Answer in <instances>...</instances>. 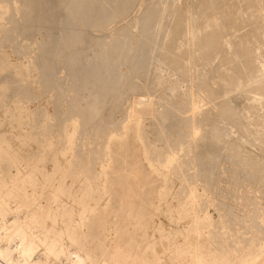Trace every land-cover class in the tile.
Returning a JSON list of instances; mask_svg holds the SVG:
<instances>
[{
  "label": "rangeland",
  "instance_id": "obj_1",
  "mask_svg": "<svg viewBox=\"0 0 264 264\" xmlns=\"http://www.w3.org/2000/svg\"><path fill=\"white\" fill-rule=\"evenodd\" d=\"M1 1L2 0H0V12H3V13L0 14V30H1L0 31V69H1L0 70V146H1L0 151L2 150L0 152V172H2V174H4L5 177H8V180L13 179V181H14L13 183H17V188H16L17 195L15 198L14 197L11 198L12 200H11L10 205L12 207L13 206L15 207L17 205L16 207H18L19 201L21 202V200H22V197H21L22 183L18 180L15 181L14 177L18 176V171H20V176H21V174L23 175V174L30 172L34 166L37 167V169L39 168V171H37V174H36V180L34 182H32V186L35 185L34 187L37 189V192L34 194L33 199L35 198L34 200H35L36 204L42 203L44 206L52 208V212H51L49 218H47L46 223H45L46 227H39L38 226V227L32 228L33 230L30 231L31 234L28 233V241L31 243L32 246L35 245V246H33L34 251L32 253L33 254V258H32L33 260L32 261L33 262L36 261L38 257H41L44 255L46 247H45V244L43 242L45 240L47 242H50V240H53L56 238H59V239L61 238L60 240H62L64 245L69 250H71L72 252L75 251L77 249V247L71 242V236L75 235L76 237H81L87 243V245L90 247V249L95 253V255L97 257H99V263L98 264H101L102 260L106 261L109 264H140L143 260L146 259V257L149 258L150 261L153 260V253H152L153 250L147 249L146 244L149 242L151 243L153 241H160V237L162 236V241L155 248V251L161 256V261H158V264H188V263L192 264L189 262V260L187 258L185 259L184 263H180V261L176 260L175 257L180 256V255H184V256L188 255V251H187L186 245L184 243L183 236L186 235V233L189 232V229H192L193 226H194V228H197L198 230L201 231V236H199V238L197 240H198L199 247H201L203 250L204 262H206L205 264H212V263H214V264H232V263L237 264V262L239 264V262L242 263L243 260L242 261H240V260L242 259L244 254H245V256L243 257V259H245L247 254H253L254 253V255H252V256L255 257L256 256V254H255L256 249L259 250V251L256 250L257 256H259L260 254H263V252H264V235H263L264 229L263 228L261 229V227H264V225H263L264 224V216H263L264 215V193H263L264 192V178H263L264 177V171H263L264 167H262V166H264V153H263L264 147H262L261 144L263 143L262 145L264 146V136L262 135V139H261L260 134H264V130H263L264 129V123H263L264 122V111H262V109H264V106H262L264 103V90H263L264 86H262V84H264V81H263L264 80V37H263L264 36V34H263L264 33V0H262V1L261 0H247V2H245L246 0H241V1L240 0H238V1L237 0H235V1H233V0H217L216 1L215 0L214 2H213V0H211L212 1L211 5L212 6L215 5V6L211 7L210 11L208 10L209 8L206 9L208 11L205 10V13L203 11L205 8H203L202 7L203 4H201V3H204V0L203 1H201V0H175V1L174 0H169V1L168 0H134L133 1L132 0L133 1L132 6L129 9V11L124 15L117 16L116 18H113V20H110L112 23L108 22L107 25H110V24L111 25L110 26L106 25L107 29L103 28L102 29L103 31H101V29H99V28L96 29L95 26L93 28L92 22L88 23V26H86L87 28L84 27V28H77L76 29V28H74L75 26L72 27L74 29L73 31H80V32H75V33L86 32V33H83L82 35H84L83 37L86 39V41L89 40L87 43L84 42V43H86V46L83 43H82L83 45L82 44L79 45L80 47L78 46L80 49L78 51L79 53L77 52V57L79 56V58H78L79 66L77 65L78 67H75L74 70H76V71L79 70V72L77 71L76 74H75V71L71 69L70 65L66 64L64 61H63V63H61L62 57H61V60H59L60 59V57H59L60 52L58 50L59 49L61 50V45L63 44L62 40L60 39L62 37V36H60L61 35L60 33H61V30L64 31L63 29L67 25H60V24L56 25V24L50 23L52 25L51 26L49 23L46 24V23H42V21H40V22L34 21L33 22L34 25L31 24L32 30L34 27L33 32H32V30H28L27 34H26V32H24L21 29H17L18 31H13V30L11 31V29H8V28H11V26H13V25H11L12 23L10 24L9 20L7 22V19L4 17V12L7 11L8 7L2 5ZM117 1L118 0H116L115 3L112 2L111 6H115V8H116L117 5L119 4V2L117 4ZM119 1H121V0H119ZM225 1H227V2H225ZM230 1L234 2V3L230 4ZM258 2H259V4H258ZM115 4H117V5H115ZM242 4H243V7H242ZM156 5H158V6H156ZM246 6H247V8H245ZM62 7L65 8V9L63 8L64 11H63ZM150 7L151 8L158 7V8H160V11L162 12V13L161 12L160 13L163 14V12H164L165 14H163V17H162L163 19H161L160 24L157 27L153 28L151 34H152V38L153 37L154 38L152 40H150V42L148 43L149 40L142 33L143 31H142V27H141V21L145 17L147 11L151 10ZM170 7H171L172 11L170 10ZM196 7H197V9H196ZM261 7H262V9H261ZM66 8H67V3L64 5L61 4L59 7L58 6L56 7L60 17L62 16L61 19H63L64 17L66 18V15H65L67 12ZM248 8H249V10L250 9L251 10L250 11L247 10ZM173 9H175V10H173ZM181 9L183 12L181 11ZM185 9H186V11H185ZM1 10H3V11H1ZM60 10H62V12ZM230 11H232V12H230ZM192 12H193V14H192ZM224 13H225V15H224ZM228 13H229V16H228ZM244 13H245V15H244ZM252 13H254V14H252ZM202 14H204V15H202ZM257 14L259 16H256ZM191 15H192V17H191ZM210 15L212 18L210 17ZM217 15L220 17H218ZM2 16L4 17L5 20L2 18ZM17 16L18 15L15 16L16 18L14 17L16 19V24L18 23L19 26L23 25V23H22L23 21L19 17L20 15L18 17ZM174 18H176V19H174ZM197 18L199 19V22H198ZM217 18H219V19H217ZM246 18H248V19H246ZM116 19H118V20H116ZM182 19H184V20H182ZM200 19L203 22H201ZM222 19H223V21H222ZM213 20H214V24L213 23L210 24V22H213ZM215 20H216V22H215ZM255 20L257 23L255 22ZM261 20H263V21H261ZM182 21H184V22L182 23ZM185 21H186V23H185ZM195 21L198 22L200 24V26L198 25V23L196 24ZM233 21H235L236 24L233 23ZM19 22H20V24H19ZM230 22L233 25H231ZM7 23H9V24H7ZM37 23H38V25H37ZM172 23H173V25H172ZM215 23L216 24L219 23V24L216 25ZM226 23H228V25ZM248 23H250V24H248ZM184 24H188V25H184ZM193 24L196 25V29L194 27L195 25H193ZM207 24H209V25H207ZM229 24L231 26H229ZM241 24H243V25H241ZM9 25H11V26H9ZM27 25H29V24H27ZM27 25L25 27H27ZM197 25H198V27H197ZM210 25H212V26L209 27ZM225 25H227V26H225ZM60 26H62V27H60ZM182 26H183V28H185V30H187V32L183 28H180ZM192 26H193V28H192ZM202 26H204V27H202ZM234 26L235 27L238 26V27H236L238 30ZM20 27H22V26H20ZM56 27H58V28H56ZM199 27H201V30H198V29H200ZM61 28H63V29H61ZM204 28L206 29L205 31L212 30V28L214 30H217V28L222 29L221 31L223 33V36L225 35L224 33L226 32V36H225L226 38L225 37L219 38V36H218V41H219V39H221L220 42L223 41L222 39H227L226 42L223 41L222 44H224V42H225V44H227L229 42L228 44L230 45L232 40L235 38L233 40L234 43L232 42V45H230L232 47V49H231V47H229L228 44L227 45L224 44V46H223V47L227 46V49L229 50V48H230L231 51H228L227 49H226L227 51L225 50L226 52L220 51L219 49L215 50L217 48L216 47L215 49L212 50L213 52L211 51L213 55L209 51L210 54L209 53L208 54L210 55L209 56L210 58H209L208 62H204L201 58H198V57H200L199 54L202 53V49H200L199 44L196 43L198 41L197 38H196V42L194 41L195 36L193 37V35H195L196 31L198 30L197 35L199 34L198 36H202L204 33L201 31L202 30L204 31ZM234 28H235V30H234ZM256 28H257V30H255ZM5 29H6V31H5ZM66 29H68V26L66 27ZM136 29H138V31ZM177 29H178V31H177ZM179 29H180V32H179ZM181 29H183L182 30L183 32H181ZM8 30H9V32H11V36H10V33H8ZM223 30L224 31L227 30V31L224 32ZM65 31H67V30H65ZM107 31H110V32H107ZM199 31L201 32V35H200ZM228 31H230V32L232 31L234 33L233 36H232V32H231L230 33L231 35L228 34L231 37H229V36L227 37ZM247 31H249V32H247ZM258 32H260V35L257 34ZM15 33L17 34V37H14V35L16 36ZM106 33H107V35H106ZM186 33L187 34L189 33L190 35H192V37H189L190 35L189 34L187 35ZM12 34H13V36H12ZM235 34L237 35L238 38L234 37V36H236ZM197 35H196V37H198ZM244 35H245V37H244ZM43 36H45V37H43ZM117 36L120 39H124V38H125L124 40L127 39L126 42L128 41L127 42L128 44L125 43V48H124L125 53L123 51V53L121 54V62L122 63L120 62V64H119L120 66L116 65L117 67L115 68V71H114L115 74L118 76L119 83L115 87V90L111 91L112 93H110L109 96L104 94L106 97L107 96L108 97L102 98L103 106H102V103L100 105H101V108H103V107L104 108L102 109V111L100 110L101 112L99 111L101 113V114H98L99 116L101 115L100 118L98 115L94 118L97 121H95L93 119V122L92 123L90 122L91 124L89 123L88 126L85 128H80V127L78 128L77 126L74 127V125H72V124L76 123L75 120H80V117L77 116L78 115L77 112H75L76 111L74 109L75 105L77 106V104L79 103L78 105H81L83 108H86V110H87V106H88L87 103H88V101L89 102L91 101L90 95H96L97 91L99 94L102 93V91L100 92L98 90L99 88L96 85L97 82L99 85V81H96L97 75L100 74L101 76H104L106 74L105 70H103V62H102L103 58L101 59V57H103V53H101L100 50L101 49L103 50V47L104 48L110 47V45L115 43V41L119 39V38L117 39ZM184 36L186 38H188V37L189 38L186 39ZM220 36H222L221 33H220ZM10 37H12V38L14 37L13 40L12 39L10 40ZM49 37H50V39H49ZM51 37L54 40V42H56L55 40H57L56 43L58 45V48L60 47L59 49L56 48V50H54L55 47H57L55 45L53 46V48L49 46V44L52 43ZM112 37L113 38L115 37L114 41L112 40L113 39ZM15 38H17V39H15ZM97 38L98 39L100 38V39L98 40ZM161 38H163V39H161ZM192 38H194V39H192ZM230 38H232V39H230ZM229 39L231 40V42ZM244 39H246V40H244ZM167 40L169 43H167V44L165 43V48H164L163 43H164V41H167ZM236 40L238 42H240L241 44L240 43L236 44V42H237ZM47 41H49V42L51 41V42L46 43ZM103 41L106 42L107 44L104 43ZM172 41L174 43V46H172V44H173ZM192 41H194L195 43L194 42L192 43ZM59 43H60V45H59ZM98 43H100V44H98ZM147 43H148V45H147ZM175 43H177L180 47ZM43 44H45V46L46 45L47 46L45 47ZM95 44H98L100 46V48L98 45H95ZM101 44H103V47ZM166 45H168L167 49H169V47L171 46L169 51L170 52L175 51V53H173V54L176 56V58L179 57L178 58L179 61L182 62L184 60L185 62L179 63V65L177 67H175L176 65H174L171 62L172 59L169 60L170 63L168 62V58L169 57L171 58V56H169L167 58V61H166V59L164 58L165 54H166L165 53L166 51H164V50H166ZM191 45H193V46H191ZM218 45H221V43ZM236 45L237 46L242 45V48H244V47L247 48L249 51L248 54H250V52L252 54V52L254 51L255 53H253L252 56H254V54L258 53L255 55L256 57L254 56L256 59L254 57H251V58H254V60L257 61L258 64H256L255 61H253V59H252V62H254L253 65L256 66V69H258L257 70L258 72H256V73H259L261 75V77L259 76V74H257V76H254L251 78L252 80H250V82L249 81L245 82L243 78L240 79V82L238 81L240 78V75H239L240 71L237 68V65L239 63L234 62L235 59H233L236 57V55H235V52L237 50ZM43 46H44V48H43ZM48 46H49V49L50 48L53 49L52 52H54L55 54L58 53V55L54 54L55 56L51 55L49 53L51 55V59L53 60V62L50 61L53 66H54V63L56 60V64L54 66L56 68V70L51 65L53 69L51 68V71H50L51 77L50 78L53 80L52 84L54 87L57 84H59L56 86V88L58 90L55 88H52V87L47 88L46 85L44 84V81H43V75H41L42 71H43L42 68L44 67L43 64L45 63V65H46L48 63V62H46V60L43 62V59H46V57L50 58V56L48 57V54L46 52V49L48 48ZM143 46L145 48L148 47L147 49H145V52L147 54L144 51H143L144 53L141 51V48ZM177 47H179V48H177ZM254 47H255V49H257V51L254 49ZM42 48L45 52L42 50ZM180 48L182 50L181 52L179 51ZM218 48H220V46H218ZM233 48L236 50H234ZM251 48L254 50L251 51L252 50ZM177 50L181 54L178 53ZM55 51H58V52H55ZM187 51H189V52H187ZM61 52H62V50H61ZM158 52H159V54H158ZM184 52H185V54H184ZM191 52H192V55L190 54ZM220 52H222V53L219 54ZM224 52H225V54H224ZM227 52H231V53L233 52L232 53L233 54L232 62L230 59L231 58L230 55H232V54L228 53V55H226ZM141 53H142V55H141ZM214 53H216V55H214ZM139 54L143 57L141 58V56H139ZM188 54H189V56H187ZM100 55H101V57H99ZM177 55H179V56H177ZM5 56H7V57H5ZM66 56L68 57L69 53L66 54ZM138 56L140 57V59ZM161 56H162V58H161ZM180 56H182V57H180ZM56 57L59 59L57 60ZM136 58H138V59L136 60ZM180 58H183V60ZM191 58H193V60ZM257 58H258V60H257ZM1 59H2V61H1ZM132 59H135L136 65L130 62ZM185 59H187V60H185ZM200 59L203 62H201ZM260 59H262V60H260ZM140 60L143 63L142 62L138 63V61H140ZM145 60L148 63H146ZM57 61L59 64L58 66L61 67V65H62L61 68L57 66ZM186 61H187V63H186ZM189 61L190 62L192 61L191 65H190ZM194 61L195 62L198 61L201 64L203 63V65H201L198 62L195 63ZM236 61L238 62V60H236ZM3 62H4V65H3ZM127 62H129V63H127ZM192 63H193V65H192ZM227 63H229V64H227ZM97 64H99V65H97ZM143 64L145 65L146 70H147V68H148V70L146 71L145 69H143L145 74H142L143 77H141V72L143 71L142 70ZM180 64H183V65H180ZM205 64L208 67H206ZM6 65H8V66H6ZM184 65H186L187 67ZM69 66H70V68H68ZM133 66H134V68H133ZM135 66H137V68ZM183 66H184V68H183ZM19 67H21L22 69ZM87 67H89V68H87ZM95 67L100 72L97 73L96 70L92 69ZM180 67H181V69H180ZM209 67L212 68V71L209 69ZM137 69H140L141 72H139ZM116 70L119 73H117ZM191 70H192V72H191ZM52 71H53V73H51ZM71 71H72V73H70ZM85 71L87 72L86 74H88L89 76L85 75ZM135 71H137L138 74ZM153 71H155V72H153ZM183 71H184V73H183ZM185 71H187V72L185 73ZM80 72L81 73L84 72L86 79H88V80L91 79V81L89 80L91 85L87 86L85 89H84V87H82L83 85H81V83H78V80H76V77H75V75H77V73L80 74ZM223 72L226 75L223 74ZM242 72H243V69H242ZM146 73L148 76H146ZM4 74L5 75L10 74V75H8V76L6 75L7 76L6 77ZM55 74H56V77H55ZM92 74L95 77H93ZM221 74H222V76H221ZM223 75H224V77H223ZM220 76H221V78H220ZM8 77L10 80L8 79ZM255 77H258V78H255ZM143 78H145L146 80ZM167 78H169V79H167ZM222 78L226 79V80H223ZM227 78H228V80H227ZM229 78L231 79V81H233V83L231 81H229ZM156 79H158V80H156ZM257 79H260V81H258ZM3 80H5V81H3ZM152 80L154 81V83ZM94 81H96V82H94ZM226 81H229V82H226ZM224 82H225V85H223ZM9 83H10V85H9ZM94 83H95V85H94ZM250 83H251V85H249ZM247 85H249V86H247ZM58 86L62 89H59ZM94 86L97 87L98 89L97 88L95 89ZM176 86H178V87H176ZM225 86L228 89H226ZM228 86H230V87H228ZM175 87L177 88V90ZM82 89H84V90H82ZM251 89H252L253 93L251 92ZM78 90L80 91V94H79ZM70 91H72V92H70ZM75 91L78 93H76ZM172 91L173 92L175 91V92L173 93ZM245 91H247V92H245ZM63 92H65L66 94ZM74 94L76 96L78 94L79 95H78V97H76ZM182 94H183V96H182ZM251 94H253V95H251ZM256 94H258V95L255 98L256 99L255 100L254 97L256 96ZM59 96H61V97H59ZM259 96L261 98H259ZM68 97H70L72 100ZM164 97H165V99H164ZM166 97H168V98L166 99ZM211 98H214V100H212ZM257 98H259V100ZM86 99L87 100L90 99V100L87 101ZM168 99H171V100L168 101ZM173 99H174V101L175 100H177V101L174 102ZM217 100H219V101H217ZM227 100H228V102H227ZM258 101L259 102L262 101V102L259 103ZM167 102H169V104ZM204 102H206V103H204ZM250 102H251V104H250ZM139 103H143L142 105L144 108H142V109L147 110L145 112L142 109H140L141 113H142V111H143V113H142V115L140 114L139 118H138L139 123H141L140 126H141V130H142L141 131L142 132L141 137L143 136L142 138L138 137L132 129L126 127L128 122H129V116L131 113L130 111L137 108ZM173 103L175 105L177 104L176 108L174 107ZM194 103H195V105H194ZM72 104L74 106H72ZM55 105H57V106H55ZM164 105H165V107H163ZM166 105L168 107H170L171 110ZM170 105L173 106V108ZM197 105H199V107H197ZM221 105H223V106L227 105V107L230 111L233 109L231 112H233L232 114H234L235 117H234V115H229V118L225 120V118H227L228 115H223L222 112L220 113V110H222V108H223V106H221ZM134 106H136V107H134ZM159 106H160V108H159ZM161 106H162V108H161ZM220 106L222 107L221 109H219ZM70 107H72V108L74 107L73 110H71L72 108L70 109ZM145 107H147V108H145ZM157 108H159V110ZM190 108H191V111H190ZM195 108H196V111H194ZM200 108L203 110L201 111ZM156 109H157V111H156ZM162 109L165 111L163 112ZM166 109H168V110H166ZM172 109L174 110L173 112H175V113L172 112L174 116L172 115V113H170V111H172ZM154 110L156 112H154ZM176 110H178V111H176ZM160 111H162L163 113H161ZM193 111H194V114H193ZM199 111H201V113ZM69 112H72L73 114L69 113ZM144 112H145V114H144ZM166 112H168V113H166ZM178 112L179 113L181 112V113L179 114ZM204 112H206L208 114H206ZM236 112H237V116H236ZM176 113H178V115ZM182 113H183V115H182ZM202 113L206 115V116L204 115L205 119H204V117H202L203 116ZM229 114H231V113H229ZM261 114H262V116H260ZM191 115H193L192 116L193 119H192ZM195 115L196 116L199 115V117H197L198 119L197 118L194 119L196 117ZM200 115H202V116H200ZM238 115H239V117H238ZM69 116L70 117L72 116L71 118H74V120H70L71 118ZM183 116H185V117H183ZM259 116L262 120L258 118ZM97 117L99 118V120L97 119ZM178 117H180V119H178ZM206 117H208V119ZM161 118H163L164 120ZM189 118L192 120H190ZM186 119L188 122H185ZM201 119L202 120L207 119V123H206V121H204V122L201 121ZM229 119H230V122H229ZM258 119L261 120L262 122L257 121ZM72 121H74V122L72 123ZM98 121H100V123H98ZM149 121H151V122H149ZM181 121H183V122H181ZM192 121H193V124H192ZM220 121H222L223 123L222 122L220 123ZM96 122H97V124H95ZM224 122H225V124H224ZM227 122H229V123L226 124ZM173 123H175V124L173 125ZM233 123H235L236 125H233ZM98 124L99 125L104 124L103 125L104 127L101 126L99 129L101 132L97 128ZM172 125H173V127H172ZM191 126L192 127L195 126V127L190 128ZM248 126H249V128L247 129ZM107 127H108V129H107ZM258 127H260L261 131L260 130L257 131L259 129ZM74 128H76L75 135H78V134L79 135L74 137V140H73L74 148L72 145L71 146H72L73 150L76 148L75 146H77L78 148H76L75 150H78L81 155L83 154L82 157H84V158H82V159H84V161L80 160V162H78L75 165L76 173L79 171L80 172L82 171L81 173H83V172H85L86 169H88V167L91 168L92 166L93 167L91 169L92 170L95 169L94 172L100 173V172H102L103 167H106V165H107L111 169V171L109 173L111 174L110 176H111L112 181L115 177V184L113 186L108 185L106 187L107 193L105 194V196H104V192H103V194L99 193V195L97 194L98 192H95L91 198L90 197H88V198L83 197V200H86L91 205L99 203L100 211H97L96 214L90 215V214L84 213L82 211L83 206H82L81 199H78V198L73 199V198L69 197L68 190L70 189L69 185L71 186V184H73L72 183L73 181H71L72 177H67L65 179L64 183L66 186L68 185L65 188V190H67L65 192V194H64V192L62 193V191H60V193H58L59 191H55L54 189H51L50 187L49 188L42 187V186L46 185V182H47L46 179H44L45 178L44 173H47V172L51 173L52 170L54 169V166L58 163H60L62 165H67L70 161L71 162H73V160H74V162L76 161L75 160L76 156H77L76 153L73 155V151H69V152L66 151V148L69 146V144L67 143V141H65V136L73 133ZM165 128H170V129H165ZM196 128H198L199 131ZM213 128H215V129H213ZM222 128H226V129H222ZM78 129H79V131H78ZM80 129H81V131H80ZM94 129H96V131H94ZM229 129H230V131H229ZM231 129H232V131H231ZM242 129H244V130H242ZM97 130H98V132H97ZM157 130H159V131H157ZM241 130L244 131V133ZM245 130H246V132H245ZM82 131H83V133H82ZM86 132H87V134H86ZM61 133H62V135H61ZM167 133H169V134H167ZM105 134L107 137L105 136ZM258 134L260 136H258ZM92 135H94V136H92ZM99 135H101V136H99ZM199 136H200V139H199ZM109 137L110 138L111 137L116 138V140L113 141L114 143L112 142L113 144L111 143V145L108 142V140L110 139ZM183 138H184V141H183ZM259 138H260V141H259ZM98 139H100V140H98ZM66 140H67V137H66ZM102 141L103 142L106 141V142L103 143ZM220 145H221V147H220ZM108 146H110V149ZM171 146H173V147H171ZM184 146L185 147L187 146V147L184 148ZM79 147H81V148H79ZM145 147H147V148H145ZM149 147L152 148V150H149V152H148ZM168 147H170V148H168ZM154 148H156L157 150ZM185 149H188L187 150L188 152L185 153ZM74 152H76V151H74ZM242 152H244V153H242ZM101 154H103L105 156H101ZM155 154H157L158 156ZM171 154H174L172 156H175V157L177 155L178 158L176 157V159L179 160L178 162L181 164V166L184 165V166H182V169H181L183 172L181 171L180 173H177V172L167 170V169L163 168L162 165L159 163V160H160L159 158H162V157H163L162 159L168 158L171 156ZM202 154H203V156H202ZM195 156H197V157H195ZM54 157H56V158H54ZM201 157H202V159H200ZM187 158L189 160L192 158L191 159L192 161H188ZM195 159H196V161H195ZM197 159L200 160V162H198ZM210 160L213 163L210 162ZM12 162H14L16 166ZM185 162H187V166H186ZM194 162H195V164H194ZM90 163H92V166ZM236 163H237V165H236ZM82 166H83V168H82ZM111 172H115V173H111ZM11 173H13V174H11ZM176 174H178V175L176 176ZM122 176H125V177L129 176V177H128V179H126V178H123ZM134 176H135V178H134ZM139 176L144 178V181L141 182L139 185H137L135 179H136V177H139ZM184 176H186V177H184ZM189 176H190V178H192V180L191 179L187 180L188 179L187 177H189ZM182 177H184L185 179L183 180ZM16 179H19V178L17 177ZM184 181H185V183H184ZM10 183H12V182H10ZM43 188H45L46 190L43 191L44 194L41 196L40 194L42 193ZM129 188H130V190H129ZM0 189H6V188L0 185ZM28 189H29L30 193H32V191H33L32 188L29 187ZM78 190H80L78 183L74 184L73 185V191H78ZM99 192H102V191L100 190ZM190 192L191 193L194 192V195H196L195 197L197 199L196 200L197 205L195 204V207L196 206L197 207H196L195 211H192V205L190 203L192 198H191ZM122 193H123V195H121ZM61 205H65V207H67L69 210L72 208V211H73V213H71L72 215L69 217L67 215H65L63 217L62 216L63 210L60 211V209H59V212L57 211V209ZM103 208H105V209H103ZM141 208H143V210H141ZM78 212L80 215L78 214ZM191 213H193V215ZM262 213H263V215H262ZM168 214H169V216H168ZM8 216H9L8 220L12 221L13 215H8ZM135 216L137 217V219ZM138 216H140V217H138ZM149 216L152 218H151V221H150L148 227L146 228L145 226H143V224L141 226L140 221L148 222V220H150ZM82 217L84 218V223L79 225V223L82 221ZM206 217L208 219L206 222H203V223L201 222L200 224L194 223V220L196 218H199V219L201 218L200 220H203ZM133 218H134V220H133ZM139 219H140V221H139ZM67 221H72L73 225L76 227V228H73L74 230L72 232L71 231L63 232L64 225ZM239 223H241V224H239ZM259 224H260V226H258ZM190 226H191V228H190ZM159 228H162V232L159 231ZM241 229H243V230H241ZM35 231L36 232L38 231L37 233H39V234H37ZM51 231H53V232H51ZM48 232L50 233V235L53 234L52 237H50ZM35 233H36L37 237H36V235H33ZM145 234H147V239L144 238ZM33 236H34V239H33ZM44 238H46V239H44ZM253 238H255L256 240ZM251 239L254 240L255 242L251 241ZM37 240H40V241H37ZM40 242H41V244H40ZM254 243H255V246H254ZM259 243L261 246L258 245ZM251 246H253V248H255V247H258V248H255L253 251V248ZM38 247H39V249H38ZM249 247H250V249L252 248L250 253H248L250 250ZM102 248H104L103 252H102ZM243 248H245V249H243ZM104 252H105V254H104ZM230 252H232V253L230 254ZM225 253H227V254H225ZM239 253H242L243 255L239 254ZM211 254H213V255H211ZM232 254H234L235 256L234 255L232 256ZM237 254H239V255H237ZM16 255H17V253H16ZM36 255H37V257H36ZM236 255L239 257H237ZM208 257H209V259H208ZM210 257H211V259H210ZM228 257L230 260L228 259ZM232 257H233L234 261L236 260L235 262L232 260ZM215 259H216V261H215ZM220 259H222V260H220ZM213 260H214V262H213ZM46 261L49 262L48 264H51V263H53V264H60V263L65 264L64 263L65 260L63 257L58 258V259H54L52 257L51 258L49 257L48 259H46Z\"/></svg>",
  "mask_w": 264,
  "mask_h": 264
},
{
  "label": "bare ground",
  "instance_id": "obj_2",
  "mask_svg": "<svg viewBox=\"0 0 264 264\" xmlns=\"http://www.w3.org/2000/svg\"><path fill=\"white\" fill-rule=\"evenodd\" d=\"M115 1L116 0H2L1 1V3H2V5H4V6H7L8 7V9H7V11H5L4 12V17L7 19V22H8V20L10 21V24L11 25H13V26H11V25H9V26H11V28H8V29H11V31L13 30V31H18L17 29H21V30H23L24 32H26V34H27V31L28 30H32L31 28H32V26H31V24H33V22L35 21V22H37V21H42V23H51V24H56V25H67L68 26V29H66V27L63 29V28H61V29H63L64 31H62L61 30V35L60 36H62L60 39L62 40V42H63V44L61 45V50H62V52H61V50L58 48V45H57V40H55L56 42H54V40L52 39V37H51V40H52V43H50L49 41H47L46 43H50L49 44V46L50 47H52L53 48V46L55 45V46H57V47H55V49L54 50H56V48H58L59 50V52H60V54H59V57H60V59L59 58H57V60L59 59V60H61V57H62V61H61V63H63V61L66 63V64H68V65H70L71 66V69L72 70H74V68L75 67H78L79 66V64H78V58H79V56L77 57V52L80 50L79 49V45H81L82 43L86 46V43L89 41H86V39L83 37L84 35H82L83 33H86V32H81V33H75V32H80V31H73L74 29L72 28V27H74V28H84V27H86V26H88V23L89 22H92V24H93V28H94V26L96 27V29L97 28H99V29H101V31H103L102 29L104 28H106L107 26H110V25H107L108 24V22L110 23L111 21L110 20H113V18H116L117 16H120V15H124V14H126L128 11H129V9L131 8V6H132V2L134 1H132V0H121V1H117V4H118V2H119V4L117 5V4H115V5H117V7L115 8V6H111V4H112V2H114L115 3ZM169 1V0H168ZM175 1V0H174ZM201 1H203V0H201ZM215 0H213V2H214ZM217 1V0H216ZM233 1H235V0H233ZM238 1V0H237ZM241 1V0H240ZM239 1V2H240ZM262 1V0H261ZM137 2V1H136ZM225 2H227V1H225ZM245 2H247V0L245 1ZM253 2V1H252ZM67 3V8H66V18L64 17L63 19H61V17H60V15H59V13H58V10L56 9V7L58 6H60L61 4H66ZM231 3H234V2H231L230 1V4ZM60 4V5H59ZM201 4H203L202 5V7L203 8H205L203 11H204V13H205V10L206 9H208L209 11H210V8L211 7H213V6H215V5H211L212 4V1L211 0H204V3H201ZM214 4V3H213ZM226 4V3H225ZM258 4H259V2H258ZM120 5V6H119ZM180 5V4H179ZM200 5V4H199ZM233 5V4H232ZM248 5V4H247ZM66 6V5H65ZM155 6V5H154ZM156 6H158V5H156ZM161 6V5H160ZM250 6V5H249ZM2 7V6H1ZM183 7V6H182ZM191 7V6H190ZM242 7H243V4H242ZM64 7H62V9H63ZM151 8V7H150ZM186 8V7H185ZM215 8V7H214ZM245 8H247V6L245 7ZM251 8V7H250ZM255 8V7H254ZM2 9V8H1ZM5 9V8H4ZM65 9V8H64ZM64 9H63V11H64ZM116 9V10H115ZM193 9V8H192ZM195 9V8H194ZM196 9H197V7H196ZM243 9V8H242ZM261 9H262V7H261ZM10 10V11H9ZM170 10H171V7H170ZM173 10H175V9H173ZM177 10V9H176ZM188 10V9H187ZM208 10H206V11H208ZM212 10V9H211ZM233 10V9H232ZM239 10V9H238ZM245 10V9H244ZM243 10V11H244ZM247 10H249V8L247 9ZM251 10V9H250ZM249 10V11H250ZM1 11H3V10H1ZM61 12H62V10H60ZM59 11V12H60ZM172 11V10H171ZM170 11V12H171ZM181 11H182V9H181ZM185 11H186V9H185ZM198 11V10H197ZM221 11V10H220ZM229 11V10H228ZM240 11V10H239ZM254 11V10H253ZM12 12V13H11ZM161 11H160V8H158V7H156V8H151V10H149V11H147V13H146V15H145V17L143 18V20L141 21V27H142V33L147 37V39L149 40L148 41V43L150 42V40H152L153 38H152V30H153V28L154 27H157L159 24H160V21H161V19H163L162 17H163V14H165L164 12H163V14H161L160 13ZM178 12V11H177ZM183 12V11H182ZM195 12V11H194ZM200 12V11H199ZM198 12V13H199ZM214 12V11H213ZM230 12H232V11H230ZM241 12V11H240ZM245 12V11H244ZM3 12H0V14H2ZM114 13V14H113ZM197 13V12H196ZM203 13V12H202ZM234 13V12H233ZM258 13V12H257ZM134 14V13H133ZM177 14V13H176ZM179 14V13H178ZM191 14V13H190ZM192 14H193V12H192ZM195 14V13H194ZM213 14V13H212ZM232 14V13H231ZM242 14V13H241ZM249 14V13H248ZM247 14V15H248ZM252 14H254V13H252ZM261 14V13H260ZM16 15H20L19 17L22 19V23H23V25H20V26H22V27H20L19 25H18V23L16 24ZM64 15V16H65ZM181 15V14H180ZM202 15H204V14H202ZM219 15V14H218ZM217 15V16H218ZM222 15V14H221ZM224 15H225V13H224ZM235 15V14H234ZM244 15H245V13H244ZM17 16V17H18ZM195 16V15H194ZM208 16V15H207ZM206 16V17H207ZM228 16H229V13H228ZM251 16V15H250ZM253 16V15H252ZM256 16H259L258 14L256 15ZM4 17L2 16V18L4 19ZM15 17V18H14ZM122 17V16H121ZM170 17V16H169ZM181 17V16H180ZM179 17V18H180ZM183 17V16H182ZM191 17H192V15H191ZM200 17V16H199ZM204 17V16H203ZM210 17H211V15H210ZM218 17H220V16H218ZM249 17V16H248ZM255 17V16H254ZM19 18V19H20ZM125 18V17H124ZM178 18V17H177ZM184 18V17H183ZM194 18V17H193ZM201 18V17H200ZM205 18V17H204ZM212 18V17H211ZM223 18V17H222ZM237 18V17H236ZM119 19V18H118ZM118 19H116V20H118ZM174 19H176V18H174ZM186 19V18H185ZM190 19V18H189ZM198 19V18H197ZM196 19V20H197ZM206 19V18H205ZM209 19V18H208ZM207 19V20H208ZM217 19H219V18H217ZM233 19V18H232ZM239 19V18H238ZM246 19H248V18H246ZM5 20V19H4ZM169 20V19H168ZM167 20V21H168ZM182 20H184V19H182ZM187 20V19H186ZM201 20V19H200ZM206 20V21H207ZM229 20V19H228ZM257 20V19H256ZM256 20H255V22H256ZM19 21V20H18ZM17 21V22H18ZM170 21V20H169ZM191 21V20H190ZM218 21V20H217ZM222 21H223V19H222ZM231 21V20H230ZM239 21V20H238ZM249 21V20H248ZM254 21V20H253ZM259 21V20H258ZM261 21H263V20H261ZM21 22V21H20ZM20 22H19V24H20ZM121 22V21H120ZM184 21H182V23H183ZM189 22V21H188ZM198 22H199V19H198ZM198 22H196L195 21V23L197 24ZM201 22H203L202 20H201ZM208 22V21H207ZM215 22H216V20H215ZM225 22V21H224ZM241 22V21H240ZM250 22V21H249ZM252 22V21H251ZM112 23V22H111ZM169 23V22H168ZM177 23V22H176ZM181 23V24H182ZM185 23H186V21H185ZM211 23H213L214 24V20H213V22H210V24ZM220 23V22H219ZM218 23V24H219ZM233 23H235L236 24V22L235 21H233ZM257 23V22H256ZM5 24V23H4ZM7 24H9V23H7ZM27 24H29V25H27V27H25ZM50 24V25H51ZM91 24V25H92ZM179 24V23H178ZM216 24V23H215ZM218 24H216V25H218ZM227 25H228V23H226ZM230 24H231V22H230ZM229 24V26H231V25H233V24H231L230 25ZM248 24H250V23H248ZM34 25V24H33ZM37 25H38V23H37ZM107 25V26H106ZM121 25V24H120ZM172 25H173V23H172ZM180 25V24H179ZM184 25H188V24H184ZM193 25H195V24H193ZM198 25L200 26V24L198 23ZM198 25H197V27H198ZM202 25V24H201ZM204 25V24H203ZM207 25H209V24H207ZM227 25H225V26H227ZM241 25H243V24H241ZM263 25V24H262ZM8 26V25H7ZM52 26V25H51ZM115 26V25H114ZM113 26V27H114ZM191 26V25H190ZM212 25H210L209 27H211ZM221 26V25H220ZM228 26V27H229ZM252 26V25H251ZM60 27H62V26H60ZM116 27V26H115ZM170 27V26H169ZM195 27V29H196V25L194 26ZM202 27H204V26H202ZM208 27V26H207ZM206 27V28H207ZM235 27V26H234ZM236 27H238V26H236ZM235 27V28H236ZM254 27V26H253ZM262 27V26H261ZM56 28H58V27H56ZM87 28V27H86ZM89 28V27H88ZM140 28V27H139ZM180 28H183V26L182 27H180ZM192 28H193V26H192ZM200 29H198V30H201V27H199ZM227 28V27H226ZM225 28V29H226ZM230 28V27H229ZM233 28V27H232ZM231 28V29H232ZM235 28H234V30H235ZM241 28V27H240ZM246 28V27H245ZM260 28V27H259ZM48 29V28H47ZM54 29V28H53ZM107 29V28H106ZM172 29V28H171ZM175 29V28H174ZM173 29V30H174ZM184 30H185V28H183ZM183 29H181V32H183L182 30ZM208 29V28H207ZM210 29V28H209ZM230 29V30H231ZM237 29V28H236ZM243 29V28H242ZM247 29V28H246ZM33 30H34V27H33ZM33 30H32V32H33ZM43 30V29H42ZM51 30V29H50ZM65 30H67V31H65ZM81 30V29H80ZM131 30V29H130ZM137 31H138V29H136ZM197 30V31H198ZM206 29L204 28V31H205ZM222 29H219V28H217V30H214L213 28H212V30H209V31H201V32H203L204 34L202 35V36H198L197 35V31H196V33H195V35H193V37L195 36V42H196V38H197V42L196 43H198L199 44V47H200V49H202V53L201 54H199L200 55V57H198V58H201L204 62H208V60H209V54H210V52L213 50V49H215L216 47V49L215 50H217V49H219L220 51H225L226 49H227V46H225V47H223L224 46V44H225V42H226V40L227 39H222L223 41H225L224 42V44H222V42L223 41H221L220 42V40L221 39H219V41H218V36H219V38L220 37H225L226 36V32L225 31H227V30H223L225 33V35L223 36V33H222V31H221ZM238 30V29H237ZM244 30V29H243ZM255 30H257V28L255 29ZM1 31V30H0ZM5 31H6V29H5ZM59 31V30H58ZM84 31V30H83ZM123 31V30H122ZM177 31H178V29H177ZM186 32H187V30H185ZM184 31V32H185ZM194 31V30H193ZM192 31V32H193ZM221 31V32H220ZM240 31V30H239ZM250 31V30H249ZM249 31H247V32H249ZM21 32V31H20ZM40 32V31H39ZM92 32V31H91ZM107 32H110V31H107ZM179 32H180V29H179ZM195 32V31H194ZM200 32V31H199ZM198 32V33H199ZM201 32H200V35H201ZM232 32V31H231ZM230 31H228V33H227V37L229 36L228 34H230L231 33ZM235 32V31H234ZM257 32V31H256ZM6 33V32H5ZM8 33H10V36H11V32H9V30H8ZM7 33V34H8ZM13 33V32H12ZM17 33V32H16ZM15 33V34H16ZM23 33V32H22ZM29 33V32H28ZM90 33V32H89ZM97 33V32H96ZM154 33V32H153ZM190 33V32H189ZM188 33V34H189ZM220 33L222 34V36H220ZM237 33V32H236ZM240 33V32H239ZM243 33V32H242ZM246 33V32H245ZM14 34V33H13ZM13 34H12V36H13ZM24 34V33H23ZM52 34V33H51ZM176 34V33H175ZM183 34V33H182ZM185 34V33H184ZM187 34V33H186ZM187 34V35H188ZM193 34V33H192ZM233 32H232V36H233ZM238 34V33H237ZM241 34V33H240ZM257 34H259L260 35V32H258ZM264 34V33H263ZM25 35V34H24ZM106 35H107V33H106ZM160 35V34H159ZM181 35V34H180ZM190 35V34H189ZM196 35L199 37H196ZM231 35V34H230ZM236 35V34H235ZM250 35V34H249ZM5 36V35H4ZM8 36V35H7ZM51 36V35H50ZM54 36V35H53ZM87 36V35H86ZM104 36V35H103ZM178 36V35H177ZM14 37H17V34H16V36L14 35ZM13 37V38H14ZM43 37H45V36H43ZM56 37V36H55ZM88 37V36H87ZM86 37V38H87ZM94 37V36H93ZM105 37V36H104ZM108 37V36H107ZM124 37V36H123ZM185 37V36H184ZM189 37H192V35H190ZM188 37V38H189ZM229 37H231V36H229ZM234 37H237V35L236 36H234ZM240 37V36H239ZM244 37H245V35H244ZM247 37V36H246ZM262 37V36H261ZM264 37V36H263ZM13 38L12 37H10V40L12 39L13 40ZM113 38V37H112ZM115 38V37H114ZM114 38L112 39L113 41H114ZM119 37L117 36V39H118ZM186 38V37H185ZM188 38H186V39H188ZM226 38V37H225ZM233 38V37H232ZM232 38H230V39H232ZM238 38V37H237ZM15 39H17V38H15ZM49 39H50V37H49ZM58 39V38H57ZM90 39V38H89ZM94 39V38H93ZM98 39V38H97ZM100 39V38H99ZM98 39V40H99ZM104 39V38H103ZM125 39V38H124ZM124 39H118V40H116L115 41V43H113L112 45H110V47H107V48H104L103 47V44H101L102 45V47H103V50L101 51L100 50V52L101 53H103V57H101V55L99 56V57H101V59H102V62H103V70H105V72H106V74L104 75V76H101L100 74L99 75H97V78H96V81H99V85H98V82H97V86H98V88L97 87H95V89L97 88L100 92L102 91V93L101 94H99L98 93V91H97V93H96V95H90V99H91V101L89 102L88 100H90V99H86L87 101H88V103H87V110H86V108H83L81 105H78L77 104V106L75 105V112H77V116L78 117H80V120H75L76 121V123L75 124H72V125H74V127H80V128H85V127H87L88 126V124L91 122H93V119L98 115V114H101L100 112L102 111V109L104 108H101V103H102V106H103V101H102V98H107L109 95H110V93H112L111 91H114L115 90V87L118 85V83H119V80H118V76L115 74V68L117 67L116 65H118V66H120L119 64H120V62H121V54L123 53V51L125 50L124 48H125V43H127L126 42V40H124ZM161 39H163V38H161ZM192 39H194V38H192ZM229 39V40H230ZM235 39V38H234ZM233 39V40H234ZM255 39V38H254ZM102 40V39H101ZM105 40V39H104ZM111 40V39H110ZM143 40V39H142ZM166 40V39H165ZM228 40V41H229ZM233 40H232V42H233ZM240 40V39H239ZM244 40H246V39H244ZM92 41V40H91ZM106 41V40H105ZM109 41V40H108ZM145 41V40H144ZM147 41V40H146ZM194 41H192V43L194 42ZM237 41V40H236ZM259 41V40H258ZM61 42V41H60ZM84 42H86V43H84ZM104 42V41H103ZM153 42V41H152ZM160 42V41H159ZM171 42V41H170ZM194 42V43H195ZM221 43V45H218V44H220ZM230 42H231V40H230ZM232 42H231V44L230 45H232ZM260 42V41H259ZM104 43H106V42H104ZM141 43V42H140ZM148 43H147V45H148ZM165 43L167 44V43H169L168 42V40L167 41H164V48H165ZM172 43H173V41H172ZM229 43V42H228ZM227 43V44H228ZM234 43V42H233ZM237 43H240V42H236V44ZM28 44V43H27ZM42 44V43H41ZM82 44V45H83ZM98 44H100V43H98ZM98 44H95V45H98ZM107 44V43H106ZM111 44V43H110ZM128 44V43H127ZM143 44V43H142ZM151 44V43H150ZM157 44V43H156ZM161 44V43H160ZM175 44H177V43H175ZM227 44H225V45H227ZM241 44V43H240ZM247 44V43H246ZM251 44V43H250ZM258 44V43H257ZM26 45V44H25ZM44 46H45V44H43ZM59 45H60V43H59ZM169 45V44H168ZM168 45H166V50H164V51H166L165 53V59H166V61H167V58L169 57V56H171V58L169 59L168 58V62H169V60H171V62L174 64V65H176L175 67H177L178 65H179V63H182V62H185L184 60H183V58H180V59H182L183 61L181 62V61H179L178 60V58L179 57H177L176 58V56L173 54V53H175V51L174 52H170L169 51V49H170V47H169V49H167L168 47ZM178 45V44H177ZM229 45V44H228ZM229 45V47H231ZM234 45V44H233ZM253 45V44H252ZM261 45V44H260ZM44 46H43V48H44ZM47 46V45H46ZM45 46V47H46ZM49 46H48V48L46 49V52H47V54H48V57L50 56V58H47L46 57V59H43V62L46 60V62H48L46 65H45V63L43 64V68H42V74L41 75H43V81H44V84L46 85V87L48 88V87H52V88H55V89H57L56 88V86L57 85H59V84H57L55 87L53 86V84H52V79L50 78L51 77V75H50V71H51V68H52V63L51 62H53V60L51 59V55H54L55 53L54 52H52V50L53 49H49ZM79 46V47H78ZM99 46V45H98ZM107 46V45H106ZM109 46V45H108ZM146 46V45H145ZM161 46V45H160ZM172 46H174V43L172 44ZM179 46V45H178ZM190 46V45H189ZM188 46V47H189ZM191 46H193V45H191ZM218 46H220V48H218ZM237 46V45H236ZM247 46V45H246ZM256 46V45H255ZM26 47V46H25ZM101 47V48H102ZM135 47V46H134ZM180 47V46H179ZM179 47H177V48H179ZM252 47V46H251ZM257 47V46H256ZM28 48V47H27ZM37 48V47H36ZM43 48H42V50H43ZM99 48H100V46H99ZM148 48V47H147ZM147 48H145L144 46L141 48V51L143 52H145V49H147ZM161 48V47H160ZM173 48V47H172ZM176 48V49H177ZM192 48V47H191ZM197 48V47H196ZM250 48V47H249ZM258 48V47H257ZM19 49V48H18ZM88 49V48H87ZM86 49V50H87ZM90 49V48H89ZM128 49V48H127ZM140 49V48H139ZM138 49V50H139ZM183 49V48H182ZM189 49V48H188ZM194 49V48H193ZM231 49H232V47H231ZM234 49V48H233ZM252 49V48H251ZM254 49H255V47H254ZM254 49H252L251 51H253ZM32 50V49H31ZM133 50V49H132ZM172 50V49H171ZM179 50V49H178ZM177 50V52L178 53H180L182 50H181V48H180V52ZM186 50V49H185ZM218 50V51H219ZM228 50V49H227ZM226 50V51H227ZM234 50H236V49H234ZM233 50V51H234ZM240 50V51H239ZM246 50V51H245ZM256 51H257V49H255ZM35 51V50H34ZM44 51V50H43ZM58 51H55V52H58ZM192 51V50H191ZM210 51V52H209ZM225 51V52H226ZM228 51H231L230 50V48H229V50ZM263 51V50H262ZM45 52V51H44ZM83 52V51H82ZM143 52V53H144ZM149 52V51H148ZM186 52V51H185ZM185 52H184V54H185ZM187 52H189V51H187ZM213 52V51H212ZM212 52H211V54H212ZM216 52V51H215ZM225 52H224V54H225ZM235 52V51H234ZM248 49L247 48H242V45H240V46H237V50H236V52H235V55H236V57L235 58H233V52L231 53V52H227V54L226 55H228V53H230V54H232V55H230L231 56V62H232V60L233 59H235L234 60V62H236V63H239L238 65H237V68L239 69V75H240V78H239V82H240V79L241 78H243L244 79V81L245 82H247V81H249L250 82V80H252L251 78L252 77H254V76H257V74H259V73H256V72H258L257 70L258 69H256V66H254L253 65V63L254 62H252V59H253V61H255V63L256 64H258L257 63V61L256 60H254V58L256 57L255 55L256 54H258V53H256V54H254V56H252V54L253 53H255L254 51L252 52V54H251V52H250V54H248ZM25 53V52H24ZM29 53V52H28ZM51 55H50V54ZM69 53V56L67 57L66 56V54H68ZM79 53V52H78ZM100 53V54H101ZM124 53H125V51H124ZM146 53V52H145ZM164 53V52H163ZM209 53V54H208ZM218 53V52H217ZM222 52H220L219 54H221ZM5 54V53H4ZM44 54V53H43ZM129 54V53H128ZM147 54V53H146ZM158 54H159V52H158ZM181 54V53H180ZM191 55H192V52L190 53ZM46 55V54H45ZM44 55V56H45ZM55 55H58V53H56ZM54 55V56H55ZM98 55V54H97ZM141 55H142V53H141ZM140 54H139V56H141ZM145 55V54H144ZM157 55V54H156ZM161 55V54H160ZM213 55V54H212ZM211 55V56H212ZM214 55H216V53H214ZM42 56V55H41ZM47 56V55H46ZM138 56V57H139ZM153 56V55H152ZM177 56H179V55H177ZM183 56V55H182ZM182 56H180V57H182ZM187 56H189V54L187 55ZM186 56V57H187ZM229 56V57H230ZM258 56V55H257ZM263 56V55H262ZM5 57H7V56H5ZM24 57V56H23ZM53 57V56H52ZM98 57V56H97ZM143 56H141V58H142ZM191 57V56H190ZM251 57H254V58H251ZM147 58V57H146ZM161 58H162V56H161ZM163 58V59H164ZM189 58V57H188ZM228 58V57H227ZM233 58V59H232ZM39 59V58H38ZM98 59V58H97ZM100 59V58H99ZM138 58H136V60H137ZM139 59H140V57H139ZM158 59V58H157ZM164 59V60H165ZM192 60H193V58H191ZM197 59V58H196ZM200 59V60H201ZM221 59V58H220ZM229 59V58H228ZM256 59V58H255ZM30 60V59H29ZM89 60V59H88ZM147 60V59H146ZM146 60H145V62H146ZM185 60H187V59H185ZM195 60V59H194ZM201 60V62H203ZM236 60H238V62L236 61ZM257 60H258V58H257ZM260 60H262V59H260ZM1 61H2V59H1ZM37 61V60H36ZM51 61V62H50ZM50 62V63H49ZM60 62V61H59ZM95 62V61H94ZM97 62V61H96ZM131 63H133V64H135L136 65V62H135V59H132L131 61H130ZM140 62H142L141 60L140 61H138V63H140ZM144 62V63H145ZM190 62V61H189ZM192 62V61H191ZM191 62H190V65H191ZM195 62V61H194ZM198 62V61H197ZM197 62H195V63H197ZM233 62V63H234ZM122 63V62H121ZM127 63H129V62H127ZM143 63V62H142ZM146 63H148V62H146ZM162 63V62H161ZM170 63V62H169ZM186 63H187V61H186ZM198 63H200V62H198ZM40 64V63H39ZM55 64H56V60H55V63H54V66H55ZM201 64V63H200ZM227 64H229V63H227ZM3 65H4V62H3ZM9 65V64H8ZM8 65H6V66H8ZM52 65V66H51ZM59 64H58V61H57V66H58ZM65 65V64H64ZM67 65V66H68ZM78 65V66H77ZM89 65V64H88ZM96 65V64H95ZM97 65H99V64H97ZM138 65V64H137ZM164 65V64H163ZM162 65V66H163ZM180 65H183V64H180ZM192 65H193V63H192ZM196 65V64H195ZM199 65V64H198ZM201 65H203V63L201 64ZM200 65V66H201ZM206 65V64H205ZM204 65V66H205ZM236 65V64H235ZM13 66V65H12ZM22 66V65H21ZM53 66V67H54ZM70 66L68 67V68H70ZM158 66V65H157ZM184 66H186V65H184ZM184 66H183V68H184ZM228 66V65H227ZM28 67V66H27ZM58 67H60V66H58ZM57 67V68H58ZM61 67H62V65H61ZM60 67V68H61ZM99 67V66H98ZM136 68H137V66H135ZM140 67V66H139ZM187 67V66H186ZM197 67V66H196ZM206 67H208L207 65H206ZM205 67V68H206ZM233 67V66H232ZM236 67V66H235ZM6 68V67H5ZM19 68H21V67H19ZM55 68V67H54ZM87 68H89V67H87ZM86 68V69H87ZM133 68H134V66H133ZM141 68V67H140ZM261 68V67H260ZM22 69V68H21ZM53 69V68H52ZM77 69V68H76ZM82 69V68H81ZM93 70H96L97 71V73L98 72H100L98 69H96V67L95 68H92ZM143 69H145L146 70V68H145V65L143 64V67H142V70ZM180 69H181V67H180ZM192 69V68H191ZM208 69V68H207ZM209 69L212 71V68H210L209 67ZM233 69V68H232ZM242 69H243V72H242ZM1 70V69H0ZM16 70V69H15ZM55 70H56V68H55ZM58 70V69H57ZM60 70V69H59ZM88 70V69H87ZM139 72H141L140 71V69H137ZM147 70H148V68H147ZM146 70V71H147ZM218 70V69H217ZM216 70V71H217ZM54 71V70H53ZM53 71L51 72V73H53ZM75 71V74H76V72L78 71L79 72V70H74ZM117 71V70H116ZM167 71V70H166ZM227 71V70H226ZM233 71V70H232ZM40 72V71H39ZM135 72H137V71H135ZM153 72H155V71H153ZM179 72V71H178ZM187 71H185V73H186ZM191 72H192V70H191ZM9 73V72H8ZM11 73V72H10ZM31 73V72H30ZM70 73H72V71L70 72ZM87 72L85 71V75H88V74H86ZM117 73H119L118 71H117ZM150 73V72H149ZM172 73V72H171ZM183 73H184V71H183ZM212 73V72H211ZM38 74V73H37ZM74 74V73H73ZM79 73H77V75H75V77H76V80H78V83H81V85H83L82 87H84V89L87 87V86H89V85H91L90 84V81H91V79H86V76L84 75V72H80V74L78 75ZM90 74V73H89ZM103 74V73H102ZM137 74H138V72H137ZM142 74H145L144 73V70L141 72V77H143V75ZM155 74V73H154ZM163 74V73H162ZM205 74V73H204ZM223 74H225L224 72H223ZM5 75V74H4ZM7 75V74H6ZM5 75V76H6ZM8 75H10V74H8ZM7 75V76H8ZM12 75V74H11ZM22 75V74H21ZM28 75V74H27ZM93 75V74H92ZM161 75V74H160ZM169 75V74H168ZM226 75V74H225ZM2 76V75H1ZM4 76V77H5ZM6 76V77H7ZM30 76V75H29ZM71 76V75H70ZM89 76V75H88ZM91 76V75H90ZM146 76H148L147 75V73H146ZM202 76V75H201ZM221 76H222V74H221ZM221 76H220V78H221ZM259 76L261 77V75L259 74ZM23 77V76H22ZM55 77H56V74H55ZM74 77V76H73ZM93 77H95L94 75H93ZM145 77V76H144ZM154 77V76H153ZM171 77V76H170ZM173 77V76H172ZM223 77H224V75H223ZM236 77V76H235ZM239 77V76H238ZM54 78V77H53ZM120 78V77H119ZM122 78V77H121ZM139 78V77H138ZM146 78V77H145ZM145 78H143V79H145ZM148 78V77H147ZM150 78V77H149ZM155 78V77H154ZM162 78V77H161ZM176 78V77H175ZM255 78H258V77H255ZM2 79V78H1ZM8 79H9V77H8ZM17 79V78H16ZM25 79V78H24ZM73 79V78H72ZM140 79V78H139ZM167 79H169V78H167ZM223 79V78H222ZM221 79V80H222ZM242 79V80H243ZM10 80V79H9ZM27 80V79H26ZM75 80V81H76ZM146 80V79H145ZM156 80H158V79H156ZM160 80V79H159ZM172 80V79H171ZM175 80V79H174ZM191 80V79H190ZM223 80H226V79H223ZM227 80H228V78H227ZM258 81H260V79H257ZM256 80V81H257ZM3 81H5V80H3ZM7 81V80H6ZM18 81V80H17ZM59 81V80H58ZM96 81H94V82H96ZM148 81V80H147ZM153 81V80H152ZM165 81V80H164ZM189 81V80H188ZM193 81V80H192ZM207 81V80H206ZM229 81H231V79L229 78ZM229 81H226V82H229ZM243 81V82H244ZM255 81V82H256ZM264 81V80H263ZM57 82V81H56ZM162 82V81H161ZM191 82V81H190ZM189 82V83H190ZM223 82V81H222ZM232 83H233V81H231ZM244 82V83H245ZM262 82V81H261ZM3 83V82H2ZM37 83V82H36ZM54 83V82H53ZM153 83H154V81H153ZM157 83V82H156ZM164 83V82H163ZM179 83V82H178ZM177 83V84H178ZM231 83V84H232ZM8 84V83H7ZM12 84V83H11ZM161 84V83H160ZM176 84V83H175ZM187 84V83H186ZM216 84V83H215ZM235 84V83H234ZM233 84V85H234ZM255 84V83H254ZM9 85H10V83H9ZM16 85V84H15ZM21 85V84H20ZM65 85V84H64ZM94 85H95V83H94ZM123 85V84H122ZM194 85V84H193ZM192 85V86H193ZM223 85H225V82H224V84ZM246 85V84H245ZM249 85H251V83L249 84ZM249 85H247V86H249ZM260 85V84H259ZM24 86V85H23ZM128 86V85H127ZM136 86V85H135ZM188 86V85H187ZM262 86H264V84H262ZM9 87V86H8ZM59 87V86H58ZM70 87V86H69ZM77 87V86H76ZM143 87V86H142ZM166 87V86H165ZM176 87H178V86H176ZM175 87V88H176ZM195 87V86H194ZM201 87V86H200ZM219 87V86H218ZM228 87H230V86H228ZM238 87V86H237ZM45 88V87H44ZM46 88V89H47ZM66 88V87H65ZM151 88V87H150ZM158 88V87H157ZM225 88H226V86H225ZM224 88V89H225ZM240 88V87H239ZM238 88V89H239ZM8 89V88H7ZM59 89H62V88H60L59 87ZM84 89H82V90H84ZM126 89V88H125ZM192 89V88H191ZM197 89V88H196ZM226 89H228V88H226ZM236 89V88H235ZM234 89V90H235ZM241 89V88H240ZM10 90V89H9ZM52 90V89H51ZM58 90V89H57ZM80 90V89H79ZM78 90V92H79V94H80V91ZM142 90V89H141ZM176 90H177V88H176ZM208 90V89H207ZM233 90V89H232ZM250 90V89H249ZM248 90V91H249ZM264 90V89H263ZM17 91V90H16ZM122 91V90H121ZM169 91V90H168ZM221 91V90H220ZM237 91V90H236ZM47 92V91H46ZM55 92V91H54ZM68 92V91H67ZM70 92H72V91H70ZM69 92V93H70ZM76 92V91H75ZM78 92H76V93H78ZM92 92V91H91ZM95 92V91H94ZM118 92V91H117ZM173 92V91H172ZM175 92V91H174ZM173 92V93H174ZM179 92V91H178ZM181 92V91H180ZM184 92V91H183ZM226 92V91H225ZM245 92H247V91H245ZM251 92H252V89H251ZM250 92V93H251ZM256 92V91H255ZM11 93V92H10ZM63 93H65V92H63ZM146 93V92H145ZM157 93V92H156ZM182 93V92H181ZM185 93V92H184ZM192 93V92H191ZM196 93V92H195ZM211 93V92H210ZM218 93V92H217ZM253 93V92H252ZM262 93V92H261ZM46 94V93H45ZM54 94V93H53ZM66 94V93H65ZM64 94V95H65ZM78 94V95H79ZM91 94V93H90ZM108 95L107 97L105 96V95ZM152 94V93H151ZM220 94V93H219ZM243 94V93H242ZM247 94V93H246ZM255 94V93H254ZM56 95V94H55ZM75 95V94H74ZM78 95L76 96V97H78ZM113 95V94H112ZM122 95V94H121ZM195 95V94H194ZM209 95V94H208ZM251 95H253V94H251ZM257 95L258 94H256V96L254 97V99L257 97ZM19 96V95H18ZM30 96V95H29ZM66 96V95H65ZM182 96H183V94H182ZM199 96V95H198ZM244 96V95H243ZM249 96V95H248ZM8 97V96H7ZM23 97V96H22ZM59 97H61V96H59ZM73 97V96H72ZM128 97V96H127ZM174 97V96H173ZM178 97V96H177ZM176 97V98H177ZM191 97V96H190ZM195 97V96H194ZM204 97V96H203ZM209 97V96H208ZM14 98V97H13ZM65 98V97H64ZM68 98H70V97H68ZM156 98V97H155ZM168 97H166V99H167ZM180 98V97H179ZM187 98V97H186ZM207 98V97H206ZM246 98V97H245ZM259 98H261L260 96H259ZM259 98H257L258 100H259ZM71 99V98H70ZM75 99V98H74ZM82 99V98H81ZM164 99H165V97H164ZM163 99V100H164ZM212 100H214V98H211ZM17 100V99H16ZM72 100V99H71ZM104 100V99H103ZM108 100V99H107ZM115 100V99H114ZM169 100H171V99H168V101ZM181 100V99H180ZM188 100V99H187ZM193 100V99H192ZM256 100V99H255ZM54 101V100H53ZM70 101V100H69ZM77 101V100H76ZM105 101V100H104ZM110 101V100H109ZM161 101V100H160ZM173 101H174V99H173ZM175 101H177V100H175ZM174 101V102H175ZM184 101V100H183ZM196 101V100H195ZM205 101V100H204ZM211 101V100H210ZM217 101H219V100H217ZM246 101V100H245ZM263 101V100H262ZM262 101H260V102H262ZM137 102V101H136ZM135 102V103H136ZM140 102V101H139ZM180 102V101H179ZM194 102V101H193ZM212 102V101H211ZM221 102V101H220ZM223 102V101H222ZM227 102H228V100H227ZM255 102V101H254ZM259 102V101H258ZM259 102V103H260ZM20 103V102H19ZM57 103V102H56ZM118 103V102H117ZM138 103V102H137ZM165 103V102H164ZM168 104H169V102H167ZM199 103V102H198ZM197 103V104H198ZM204 103H206V102H204ZM203 103V104H204ZM226 103V102H225ZM257 103V102H256ZM82 104V103H81ZM143 103H139L138 104V107L137 108H135V109H133L132 111H130L131 113H130V116H129V122H128V124H127V126L126 127H128V128H130V129H132L133 131H134V133L138 136V137H140V138H142L141 137V126H140V124L141 123H139V121H138V118H139V115L141 114L142 115V113H143V111H147V110H144V109H142V108H144L143 107V105H142ZM167 104V105H168ZM174 104V103H173ZM172 104V105H173ZM184 104V103H183ZM189 104V103H188ZM187 104V105H188ZM192 104V103H191ZM190 104V105H191ZM201 104V103H200ZM211 104V103H210ZM222 104V103H221ZM250 104H251V102H250ZM253 104V103H252ZM105 105V104H104ZM152 105V104H151ZM166 105V106H167ZM177 105V104H176ZM176 105L174 104V107L176 108ZM185 105V104H184ZM194 105H195V103H194ZM202 105V104H201ZM233 105V104H232ZM55 106H57V105H55ZM68 106V105H67ZM72 106H74L73 104H72ZM171 106V105H170ZM189 106V105H188ZM204 106V105H203ZM221 106H223V105H221ZM220 106V108L219 109H221L222 107ZM262 106H264V103H263V105ZM134 107H136V106H134ZM150 107V106H149ZM148 107V108H149ZM163 107H165V105L163 106ZM168 107V106H167ZM166 107V108H167ZM172 108H173V106H171ZM183 107V106H182ZM187 107V106H186ZM190 107V106H189ZM194 107V106H193ZM197 107H199V105H197ZM196 107V108H197ZM232 107V106H231ZM250 107V106H249ZM72 107H70V109H71ZM73 108L71 109V110H73ZM101 108V109H100ZM145 108H147V107H145ZM153 108V107H152ZM159 108H160V106H159ZM159 108H157L158 110H159ZM161 108H162V106H161ZM169 109H170V107H168ZM181 108V107H180ZM188 108V107H187ZM196 108H195V110L194 111H196ZM202 108V107H201ZM200 108V109H201ZM110 109V108H109ZM140 109H142L143 111H142V113H141V111H140ZM157 109H156V111H157ZM194 109V108H193ZM210 109V108H209ZM257 109V108H256ZM44 110V109H43ZM101 110V111H100ZM111 110V109H110ZM166 110H168V109H166ZM171 110V109H170ZM169 110V111H170ZM184 110V109H183ZM187 110V109H186ZM189 110V109H188ZM203 109H201V111H202ZM233 110V109H232ZM231 110V111H232ZM248 110V109H247ZM58 111V110H57ZM60 111V110H59ZM100 111V112H99ZM155 110H154V112H156ZM162 111L164 112L165 110H163L162 109ZM162 111H160L161 113H163ZM168 111V112H169ZM174 110L172 109V111H170V113H172ZM176 111H178V110H176ZM180 111V110H179ZM185 111V110H184ZM190 111H191V108H190ZM189 111V112H190ZM194 111H193V114H194ZM201 111H199L200 113H201ZM212 111V110H211ZM229 109H228V107H227V105L225 106H223V108H222V110H220V113L222 112L223 113V115H228V117L227 118H225V120L226 119H228L229 118V115H234V114H232L233 112H231ZM251 111V110H250ZM262 111H264V109H262ZM41 112V111H40ZM145 112H144V114H145ZM153 112V113H154ZM159 112V111H158ZM157 112V113H158ZM168 112H166V113H168ZM249 112V111H248ZM247 112V113H248ZM66 113V112H65ZM69 113H72V112H69ZM110 113V112H109ZM173 113H175V112H173ZM173 113H172V115H173ZM179 113V112H178ZM178 113H176L177 115H178ZM181 113V112H180ZM179 113V114H180ZM187 113V112H186ZM197 113V112H196ZM204 113H206V112H204ZM210 113V112H209ZM229 113H231V114H229ZM235 113V112H234ZM257 113V112H256ZM73 114V113H72ZM75 114V113H74ZM112 114V113H111ZM165 114V113H164ZM175 114V115H176ZM203 114V113H202ZM206 114H208V113H206ZM212 114V113H211ZM260 114V113H259ZM166 115V114H165ZM182 115H183V113H182ZM204 115L205 114H203V116L202 115H200V116H202V117H204ZM73 116V115H72ZM71 116V117H72ZM99 116V115H98ZM101 116V115H100ZM100 116H99V118H100ZM174 116V115H173ZM193 115H191V117H192ZM196 116V115H195ZM206 116V115H205ZM208 116V115H207ZM213 116V115H212ZM219 116V115H218ZM221 116V115H220ZM236 116H237V112H236ZM251 116V115H250ZM260 116H262V114L260 115ZM260 116L258 117L259 119H261L260 118ZM52 117V116H51ZM70 117V116H69ZM70 117V118H71ZM76 117V116H75ZM183 117H185V116H183ZM188 117V116H187ZM197 117H199V115L198 116H196L194 119H196ZM201 117V118H202ZM224 117V116H223ZM222 117V118H223ZM232 117V116H231ZM234 117H235V115H234ZM238 117H239V115H238ZM256 117V116H255ZM58 118V117H57ZM99 118L97 117V119L99 120ZM102 118V117H101ZM153 118V117H152ZM151 118V119H152ZM207 119H208V117H206ZM215 118V117H214ZM219 118V117H218ZM221 118V117H220ZM38 119V118H37ZM110 119V118H109ZM112 119V118H111ZM161 119H163V118H161ZM178 119H180V117H178ZM183 119V118H182ZM181 119V120H182ZM190 119V118H189ZM192 119H193V117H192ZM192 119H190V120H192ZM198 119V118H197ZM204 119H205V117H204ZM207 119L206 120H202L201 119V121H206V123H207ZM237 119V118H236ZM254 119V118H253ZM257 120V121H261V120ZM23 120V119H22ZM57 120V119H56ZM68 120V119H67ZM70 120H74V118H71ZM95 120V119H94ZM164 120V119H163ZM210 120V119H209ZM95 121H97V120H95ZM180 121V120H179ZM195 121V120H194ZM197 121V120H196ZM200 121V120H199ZM198 121V122H199ZM234 121V120H233ZM40 122V121H39ZM74 121H72V123H73ZM103 122V121H102ZM142 122V121H141ZM149 122H151V121H149ZM167 122V121H166ZM165 122V123H166ZM181 122H183V121H181ZM185 122H188L187 121V119L185 120ZM184 122V123H185ZM222 121H220V123H221ZM229 122H230V119H229ZM229 122H227L226 124H228ZM235 122V121H234ZM237 122V121H236ZM262 122V121H261ZM42 123V122H41ZM90 123V124H91ZM98 123H100V121H98ZM112 123V122H111ZM200 123V122H199ZM198 123V124H199ZM202 123V122H201ZM219 123V124H220ZM223 123V122H222ZM241 123V122H240ZM250 123V122H249ZM254 123V122H253ZM264 123V122H263ZM62 124V123H61ZM95 124H97V122L95 123ZM175 123H173V125H174ZM183 124V123H182ZM188 124V123H187ZM192 124H193V121H192ZM217 124V123H216ZM224 124H225V122H224ZM231 124V123H230ZM262 124V123H261ZM104 124H98L97 125V128H98V130L100 129V127L102 126V127H104L103 126ZM114 125V124H113ZM173 125H172V127H173ZM186 125V124H185ZM190 125V124H189ZM200 125V124H199ZM212 125V124H211ZM232 125V124H231ZM233 125H236L235 123H233ZM238 125V124H237ZM254 125V124H253ZM95 126V125H94ZM99 126V127H98ZM108 126V125H107ZM116 126V125H115ZM159 126V125H158ZM204 126V125H203ZM214 126V125H213ZM219 126V125H218ZM56 127V126H55ZM96 127V126H95ZM180 127V126H179ZM187 127V126H186ZM195 126H191L190 128H194ZM197 127V126H196ZM240 127V126H239ZM256 127V126H255ZM261 127V126H260ZM260 127H258L259 129L257 130V131H259L260 130ZM58 128V127H57ZM67 128V127H66ZM113 128V127H112ZM153 128V127H152ZM246 128V127H245ZM249 128V126L247 127V129ZM252 128V127H251ZM263 128V127H262ZM47 129V128H46ZM63 129V128H62ZM107 129H108V127H107ZM165 129H170V128H165ZM189 129V128H188ZM196 129H198V128H196ZM213 129H215V128H213ZM222 129H226V128H222ZM236 129V128H235ZM98 130H97V132H98ZM106 130V129H105ZM111 130V129H110ZM179 130V129H178ZM194 130V129H193ZM203 130V129H202ZM208 130V129H207ZM228 130V129H227ZM242 130H244V129H242ZM241 130V131H242ZM252 130V129H251ZM256 130V129H255ZM264 130V129H263ZM42 131V130H41ZM54 131V130H53ZM75 131H76V128H74V132L73 133H71L70 135H67V136H65V141H67V143L69 144V146L67 147L66 145V151L67 152H69V151H73V155L76 153V161L74 162V160H73V162H69L67 165H62V164H60V163H58V164H56L55 166H54V169L52 170V172L51 173H49V172H47V173H44V179H46V185H44V186H42V187H46V188H51V189H54L55 191H59L58 193H60V191H62V193L64 192V194H65V192L67 191V190H65V188L68 186H66L65 185V179L67 178V177H72L71 178V181H73L72 183L73 184H71V186L69 185V187H70V189L68 190V194H69V197L70 198H73V199H81V201H82V206H83V212L84 213H87V214H96V212L97 211H100V206H99V203H97V204H94V205H91L90 203H88L86 200H83V197H92V195L95 193V192H98L97 194L99 195V193H102L103 194V192H104V196H105V194L107 193V190H106V187L108 186V185H114L115 184V177H114V179H113V181H112V179H111V174L109 173L110 171H111V169H110V167L109 166H107L106 165V167H103V169H102V172H100V173H98V172H94V170H92L91 168L93 167L92 166V163H90L91 164V168L90 167H88V169H86L85 170V172H83V173H81L80 171L79 172H77L76 173V168H75V165L78 163V162H80V160H83L84 161V159H82V158H84V157H82V155L79 153V151L78 150H75L76 148H78L77 146H75L76 148L73 150V148H74V145H73V140H74V137L75 136H78V135H75ZM78 131H79V129H78ZM80 131H81V129H80ZM94 131H96V129H94ZM100 131V130H99ZM157 131H159V130H157ZM156 131V132H157ZM166 131V130H165ZM198 131H199V129H198ZM229 131H230V129H229ZM231 131H232V129H231ZM261 131V130H260ZM59 132V131H58ZM101 132V131H100ZM106 132V131H105ZM149 132V131H148ZM161 132V131H160ZM192 132V131H191ZM213 132V131H212ZM235 132V131H234ZM240 132V131H239ZM243 133H244V131H242ZM241 132V133H242ZM245 132H246V130H245ZM263 132V131H262ZM82 133H83V131H82ZM108 133V132H107ZM151 133V132H150ZM175 133V132H174ZM211 133V132H210ZM240 133V134H241ZM260 133V132H259ZM86 134H87V132H86ZM96 134V133H95ZM100 134V133H99ZM167 134H169V133H167ZM171 134V133H170ZM195 134V133H194ZM61 135H62V133H61ZM60 135V136H61ZM65 135V134H64ZM89 135V134H88ZM97 135V134H96ZM156 135V134H155ZM202 135V134H201ZM245 135V134H244ZM257 135V134H256ZM261 135V139H262V135L264 136V134H260ZM259 134H258V136H260ZM91 136V135H90ZM92 136H94V135H92ZM99 136H101V135H99ZM105 136H106V134H105ZM110 136V135H109ZM169 136V135H168ZM171 136V135H170ZM213 136V135H212ZM211 136V137H212ZM217 136V135H216ZM221 136V135H220ZM248 136V135H247ZM47 137V136H46ZM66 137H67V140H66ZM107 137V136H106ZM105 137V138H106ZM188 137V136H187ZM232 137V136H231ZM110 138V137H109ZM145 138V137H144ZM206 138V137H205ZM76 139V138H75ZM118 139V138H117ZM147 139V138H146ZM169 139V138H168ZM178 139V138H177ZM199 139H200V136H199ZM215 139V138H214ZM64 140V139H63ZM79 140V139H78ZM90 140V139H89ZM98 140H100V139H98ZM114 140H116V138L115 137H111L109 140H108V142H109V144L111 145V143L114 141ZM247 140V139H246ZM255 140V139H254ZM139 141V140H138ZM142 141V140H141ZM175 141V140H174ZM183 141H184V138H183ZM259 141H260V138H259ZM57 142V141H56ZM89 142V141H88ZM103 142V141H102ZM106 142V141H105ZM105 142H103V143H105ZM107 142V143H108ZM148 142V141H147ZM205 142V141H204ZM248 142V141H247ZM252 142V141H251ZM66 143V142H65ZM80 143V142H79ZM102 143V144H103ZM114 143V142H113ZM112 143V144H113ZM162 143V142H161ZM202 143V142H201ZM228 143V142H227ZM244 143V142H243ZM254 143V142H253ZM257 143V142H256ZM260 143V142H259ZM258 143V144H259ZM108 144V145H109ZM172 144V143H171ZM175 144V143H174ZM180 144V143H179ZM217 144V143H216ZM229 144V143H228ZM263 144V143H262ZM261 144V146L262 147H264L263 145ZM73 146V148H72V146ZM150 145V144H149ZM100 146V145H99ZM200 146V145H199ZM234 146V145H233ZM260 146V145H259ZM260 146V147H261ZM1 147V146H0ZM8 147V146H7ZM109 147V149H110V146H108ZM148 147V146H147ZM147 147H145V148H147ZM154 147V146H153ZM171 147H173V146H171ZM179 147V146H178ZM187 147V146H186ZM185 146H184V148H186ZM198 147V146H197ZM220 147H221V145H220ZM64 148V147H63ZM79 148H81V147H79ZM106 148V147H105ZM104 148V149H105ZM168 148H170V147H168ZM182 148V147H181ZM190 148V147H189ZM200 148V147H199ZM217 148V147H216ZM154 149H156V148H154ZM192 149V148H191ZM222 149V148H221ZM237 149V148H236ZM149 150H152V148H150L149 147V149H148V152H149ZM157 150V149H156ZM159 150V149H158ZM165 150V149H164ZM179 150V149H178ZM188 149H185V153L186 152H188L187 151ZM193 150V149H192ZM215 150V149H214ZM243 150V149H242ZM261 150V149H260ZM2 151V150H1ZM0 151V152H1ZM43 151V150H42ZM74 151H76V152H74ZM78 151V152H77ZM104 151V150H103ZM167 151V150H166ZM169 151V150H168ZM182 151V150H181ZM201 151V150H200ZM258 151V150H257ZM264 151V150H263ZM262 151V152H263ZM152 152V151H151ZM150 152V153H151ZM156 152V151H155ZM158 152V151H157ZM222 152V151H221ZM100 153V152H99ZM105 153V152H104ZM169 153V152H168ZM200 153V152H199ZM198 153V154H199ZM242 153H244V152H242ZM264 153V152H263ZM80 154V155H79ZM98 154V153H97ZM147 154V153H146ZM149 154V153H148ZM154 154V153H153ZM160 154V153H159ZM204 154V153H203ZM203 154H202V156H203ZM234 154V153H233ZM55 155V154H54ZM53 155V156H54ZM155 155H157V154H155ZM172 155H174V154H171V156L170 157H168V158H164V159H162V158H159L158 160H159V163L162 165V167L163 168H165V169H167V170H170V171H173V172H177V173H180L182 170V166H184V165H182L181 166V164L178 162L179 160L178 159H176V157H177V155H176V157L175 156H172ZM211 155V154H210ZM242 155V154H241ZM86 156V155H85ZM95 156V155H94ZM101 156H105V155H103V154H101ZM151 156V155H150ZM158 156V155H157ZM161 156V155H160ZM168 156V155H167ZM246 156V155H245ZM96 157V156H95ZM195 157H197V156H195ZM199 157V156H198ZM54 158H56V157H54ZM178 158V157H177ZM206 158V157H205ZM204 158V159H205ZM210 158V157H209ZM15 159V158H14ZM96 159V158H95ZM157 159V158H156ZM180 159V158H179ZM188 159V158H187ZM192 159V158H191ZM189 160L188 159V161H192V160ZM200 159H202V157L200 158ZM231 159V158H230ZM249 159V158H248ZM103 160V159H102ZM194 160V159H193ZM198 160V159H197ZM14 161V160H13ZM93 161V160H92ZM95 161V160H94ZM157 161V160H156ZM186 161V160H185ZM187 161V162H188ZM195 161H196V159H195ZM257 161V160H256ZM255 161V162H256ZM41 162V161H40ZM82 162V161H81ZM98 162V161H97ZM181 162V161H180ZM187 162H185L186 163V166H187ZM198 162H200V160H198ZM210 162H212L211 160H210ZM219 162V161H218ZM227 162V161H226ZM234 162V161H233ZM12 163H14V162H12ZM192 163V162H191ZM204 163V162H203ZM213 163V162H212ZM33 164V163H32ZM55 164V163H54ZM97 164V163H96ZM194 164H195V162H194ZM199 164V163H198ZM10 165V164H9ZM14 165H15V163H14ZM35 165V164H34ZM101 165V164H100ZM103 165V164H102ZM190 165V164H189ZM204 165V164H203ZM236 165H237V163H236ZM16 166V165H15ZM81 166V165H80ZM160 166V165H159ZM195 166V165H194ZM193 166V167H194ZM200 166V165H199ZM240 166V165H239ZM261 166V165H260ZM203 167V166H202ZM262 167H264V166H262ZM81 168V167H80ZM82 168H83V166H82ZM81 168V169H82ZM189 168V167H188ZM260 168V167H259ZM17 169V168H16ZM79 169V168H78ZM85 169V168H84ZM187 169V168H186ZM190 169V168H189ZM200 169V168H199ZM229 169V168H228ZM233 169V168H232ZM195 170V169H194ZM202 170V169H201ZM207 170V169H206ZM257 170V169H256ZM263 170V169H262ZM37 171H39V168L37 169V167H33L32 169H31V171L30 172H28V173H26V174H21V176H20V171H18V176H15L14 177V179H15V181L16 180H18V181H20L21 183H22V193H21V197H22V200H21V202L19 201V206L18 207H12L11 205H10V203H11V198H15L16 197V195H17V192H16V188H17V183H13L14 181H13V179H9L8 180V177H5L4 176V174H2V172H0V185L1 186H3V187H5L6 189H0V264H48L49 262L48 261H46V259H48L49 257L51 258H54V259H58V258H61V257H63L64 258V260H65V264H98L99 263V257H97L96 255H95V253L90 249V247L87 245V243L81 238V237H76L75 235H73V236H71V242L77 247V249L75 250V251H71V250H69L65 245H64V243L62 242V240H60L59 238H56V239H53V240H50V242H47L46 240L43 242L44 244H45V247H46V250H45V253H44V255L43 256H41V257H38L37 258V260L36 261H32L33 259V251H34V249H33V246H35V245H31V243L28 241V233H30L31 234V232L30 231H32L33 229L32 228H35V227H46L45 225V223H46V220H47V218H49V216H50V214H51V212H52V208L50 207H46V206H44L42 203H37L36 204V202H35V198L33 199V197H34V194L37 192V189L34 187V186H32V182H34L35 180H36V174H37ZM185 171V170H184ZM211 171V170H210ZM241 171V170H240ZM264 171V170H263ZM16 172V171H15ZM183 172V171H182ZM215 172V171H214ZM111 173H115V172H111ZM189 173V172H188ZM197 173V172H196ZM11 174H13V173H11ZM16 174V173H15ZM85 174V175H84ZM185 174V173H184ZM171 175V174H170ZM178 174H176V176H177ZM183 175V174H182ZM208 175V174H207ZM20 176V177H19ZM195 176V175H194ZM256 176V175H255ZM258 176V175H257ZM19 178V179H16V178ZM123 178H126V179H128V177L129 176H127V177H125V176H122ZM184 177H186V176H184ZM184 177H182L183 178V180L185 179ZM249 177V176H248ZM251 177V176H250ZM134 178H135V176H134ZM188 179L187 180H189V179H191L192 180V178H190V176L189 177H187ZM243 178V177H242ZM264 178V177H263ZM73 179V180H72ZM136 184L137 185H139L141 182H143L144 181V178H142V177H136ZM209 180V179H208ZM257 180V179H256ZM12 182V183H10V182ZM186 181V180H185ZM185 181H184V183H185ZM210 181V180H209ZM164 182V181H163ZM188 182V181H187ZM10 183V184H9ZM41 183V182H40ZM78 183V185H79V189L80 190H78V191H73V185L74 184H77ZM193 183V182H192ZM262 183V182H261ZM183 184V183H182ZM209 184V183H208ZM250 184V183H249ZM21 185V184H20ZM65 185V186H64ZM180 185V184H179ZM187 185V184H186ZM260 186V185H259ZM29 187H31L32 188V193H30V191H29ZM41 187V188H42ZM68 187V188H69ZM72 187V188H71ZM132 187V186H131ZM76 188V187H75ZM84 188V189H83ZM170 188V187H169ZM197 188V187H196ZM165 189V188H164ZM188 189V188H187ZM46 189L45 188H43L42 189V193L40 194L41 196L44 194V192L43 191H45ZM102 191V192H99V191ZM129 190H130V188H129ZM18 191V190H17ZM126 191V190H125ZM190 191V190H189ZM181 192V191H180ZM47 193V192H46ZM191 193V192H190ZM264 193V192H263ZM121 195H123V193L121 194ZM56 196V195H55ZM196 195H194V192H192L191 193V198H192V200H191V205H192V211H195V209H196V207H195V204H196V197H195ZM37 197V196H36ZM101 197V196H100ZM38 198V197H37ZM260 198V197H259ZM46 199V198H45ZM184 199V198H183ZM257 199V198H256ZM254 200V199H253ZM80 201V200H79ZM89 201V200H88ZM50 203V202H49ZM62 204V203H61ZM66 204V203H65ZM78 204V203H77ZM54 205V204H53ZM79 205V204H78ZM197 205V204H196ZM81 206V205H80ZM186 206V205H185ZM129 207V206H128ZM144 208V207H143ZM143 208H141V210H143ZM184 208V207H183ZM59 209H60V211H62L63 210V214H62V216L64 217L65 215H67L68 217L69 216H71L72 214L71 213H73V211H72V208L69 210L67 207H65V205H61L58 209H57V211L59 212ZM67 209V210H66ZM80 209V208H79ZM103 209H105V208H103ZM175 209V208H174ZM80 211V210H79ZM254 211V210H253ZM81 212V211H80ZM130 212V211H129ZM166 212V211H165ZM188 212V211H187ZM198 212V211H197ZM167 213V212H166ZM183 213V212H182ZM200 213V212H199ZM258 213V212H257ZM78 214H79V212H78ZM148 214V213H147ZM192 215H193V213H191ZM203 214V213H202ZM8 215H13V220L12 221H9L8 220ZM80 215V214H79ZM84 215V214H83ZM262 215H263V213H262ZM137 216V215H136ZM135 216V217H136ZM151 216V215H150ZM149 216V218H150V220H148V222H143V221H140V219H139V221H140V225L142 226V224H143V226H145L146 228L148 227V225H149V223H150V221H151V218L152 217H150ZM168 216H169V214H168ZM181 216V215H180ZM264 216V215H263ZM12 217V216H11ZM52 217V216H51ZM79 217V216H78ZM131 217V216H130ZM138 217H140V216H138ZM187 217V216H186ZM196 217V216H195ZM208 217V216H207ZM207 217L206 218H204L203 220H200L199 218H196L195 220H194V223H203V222H206L208 219H207ZM249 217V216H248ZM80 218V217H79ZM128 218V217H127ZM173 218V217H172ZM72 219V218H71ZM132 219V218H131ZM136 219H137V217H136ZM178 219V218H177ZM238 219V218H237ZM241 219V218H240ZM245 219V218H244ZM248 219V218H247ZM80 220V219H79ZM133 220H134V218H133ZM193 220V219H192ZM211 220V219H210ZM246 220V219H245ZM57 221V220H56ZM81 221V220H80ZM224 221V220H223ZM227 221V220H226ZM243 221V220H242ZM253 221V220H252ZM52 222V221H51ZM228 222V221H227ZM84 223V218L82 217V221L79 223V225L80 224H83ZM206 224V223H205ZM204 224V225H205ZM239 224H241V223H239ZM252 224V223H251ZM258 224V223H257ZM78 225V224H77ZM197 225V224H196ZM195 225V226H196ZM264 225V224H263ZM139 226V225H138ZM199 226V225H198ZM225 226V225H224ZM251 226V225H250ZM257 226V225H256ZM258 226H260V224L258 225ZM262 226V225H261ZM244 227V226H243ZM242 227V228H243ZM254 227V226H253ZM73 228H76L74 225H73V223H72V221H67L66 223H65V225H64V230H63V232H69V231H73L74 229ZM185 228V227H184ZM190 228H191V226H190ZM199 228V227H198ZM249 228V227H248ZM260 228V227H259ZM264 229V227H261V229ZM40 229V228H39ZM51 229V228H50ZM49 229V230H50ZM81 229V228H80ZM189 229V228H188ZM214 229V228H213ZM255 229V228H254ZM260 229V230H261ZM54 230V229H53ZM82 230V229H81ZM241 230H243V229H241ZM256 230V229H255ZM254 230V231H255ZM259 230V231H260ZM159 231L160 232H162V228H159ZM178 231V230H177ZM215 231V230H214ZM213 231V232H214ZM34 232V231H33ZM36 232V231H35ZM38 232V231H37ZM36 232V233H37ZM51 232H53V231H51ZM60 232V231H59ZM188 232V231H187ZM204 232V231H203ZM246 232V231H245ZM253 232V231H252ZM262 232V231H261ZM36 233L35 234H33V235H36ZM43 233V232H42ZM45 233V232H44ZM49 233V232H48ZM176 233V232H175ZM211 233V232H210ZM216 233V232H215ZM254 233V232H253ZM263 233V232H262ZM261 233V234H262ZM37 234H39V233H37ZM52 234V233H51ZM55 234V233H54ZM173 234V233H172ZM257 234V233H256ZM255 234V235H256ZM49 235H50V233H49ZM53 235V234H52ZM52 235H50V237H52ZM227 235V234H226ZM264 235V234H263ZM46 236V235H45ZM57 236V235H56ZM59 236V235H58ZM199 236H201V231L200 230H198L197 228H194V226H193V228L192 229H189V232L188 233H186V235H184L183 236V238H184V243H185V245H186V248H187V251H188V255H186V256H184V255H180V256H176L175 257V259L176 260H179L180 261V263H184V261H185V259L187 258L188 260H189V262L190 263H192V264H205L206 262H204V256H203V250H202V248L201 247H199V244H198V238H199ZM203 236V235H202ZM238 236V235H237ZM244 236V235H243ZM254 236V235H253ZM36 237H37V235H36ZM35 237V238H36ZM44 237V236H43ZM55 237V236H54ZM249 237V236H248ZM257 237V236H256ZM262 237V236H261ZM32 238V237H31ZM48 238V237H47ZM144 238L145 239H147V234H145L144 235ZM228 238V237H227ZM239 238V237H238ZM243 238V237H242ZM30 239V238H29ZM33 239H34V236H33ZM37 239V238H36ZM44 239H46V238H44ZM209 239V238H208ZM221 239V238H220ZM240 239V238H239ZM253 239H255V238H253ZM256 240V239H255ZM37 241H40V240H37ZM162 241V236L160 237V241H153V242H149V243H147L146 244V248L147 249H152L153 250V260H149V258H147L146 257V259L145 260H143L140 264H158V261H161V256L155 251V248H156V246H158L159 244H160V242ZM245 241V240H244ZM251 241H254V240H252L251 239ZM232 242V241H231ZM255 242V241H254ZM33 243V242H32ZM70 243V242H69ZM242 243V242H241ZM258 243V242H257ZM263 243V242H262ZM35 244V243H34ZM40 244H41V242H40ZM232 244V243H231ZM243 244V243H242ZM248 245V244H247ZM258 245H260V243L258 244ZM257 245V246H258ZM254 246H255V243H254ZM261 246V245H260ZM228 247V246H227ZM226 247V248H227ZM239 247V246H238ZM242 247V246H241ZM245 247V246H244ZM252 248H253V246H251ZM42 248V247H41ZM182 248V247H181ZM252 248L250 249V247H249V252L248 253H250V251L252 250ZM255 248H258V247H255ZM255 248H253V251H254V249ZM38 249H39V247H38ZM112 249V248H111ZM180 249V248H179ZM183 249V248H182ZM241 249V248H240ZM243 249H245V248H243ZM242 249V250H243ZM260 249V248H259ZM37 250V249H36ZM176 250V249H175ZM205 250V249H204ZM221 250V249H220ZM219 250V251H220ZM228 250V249H227ZM237 250V249H236ZM239 250V249H238ZM257 250V249H256ZM255 250V254H256V256L255 257H253L252 255H254V253L253 254H247L246 255V257H245V259H243V257L245 256V254H244V256L242 257V259L240 260V261H242V263L241 262H239V264L241 263V264H264V252H263V254H260L259 256H257V251H259V250H257L256 251ZM42 251V250H41ZM104 251V248H102V252ZM229 251V250H228ZM227 251V252H228ZM235 251V250H234ZM240 251V250H239ZM238 251V252H239ZM248 251V250H247ZM224 252V251H223ZM226 252V251H225ZM236 252V251H235ZM237 252V253H238ZM243 252V251H242ZM245 252V251H244ZM262 252V251H261ZM16 253H17V255H16ZM43 253V252H42ZM185 253V252H184ZM232 252H230V254H231ZM104 254H105V252H104ZM103 254V255H104ZM210 254V253H209ZM224 254V253H223ZM222 254V255H223ZM225 254H227V253H225ZM229 254V253H228ZM235 254V253H234ZM234 254H232V256L234 255ZM239 254H242V253H239ZM239 254H237V255H239ZM259 254V253H258ZM111 255V254H110ZM211 255H213V254H211ZM215 255V254H214ZM236 255V256H237ZM243 255V254H242ZM251 255V256H250ZM40 256V255H39ZM221 256V255H220ZM219 256V257H220ZM225 256V255H224ZM227 256V255H226ZM231 256V255H230ZM235 256V255H234ZM36 257H37V255H36ZM214 257V256H213ZM237 257H239V256H237ZM208 259H209V257H208ZM210 259H211V257H210ZM228 259H229V257H228ZM53 260V259H52ZM51 260V261H52ZM220 260H222V259H220ZM227 260V259H226ZM230 260V259H229ZM232 260L234 261V259H233V257H232ZM174 261V260H173ZM215 261H216V259H215ZM236 261V260H235ZM234 261V262H235ZM54 262V261H53ZM176 262V261H175ZM213 262H214V260H213ZM225 262V261H224ZM208 263V262H207ZM212 263V262H211ZM216 263V262H215ZM227 263V262H226ZM51 264H53V263H51ZM61 264V263H60ZM101 264H109V263H107L106 261H104V260H102V262H101ZM189 264V263H188ZM212 264H214V263H212ZM233 264V263H232ZM237 264H238V262H237Z\"/></svg>",
  "mask_w": 264,
  "mask_h": 264
}]
</instances>
